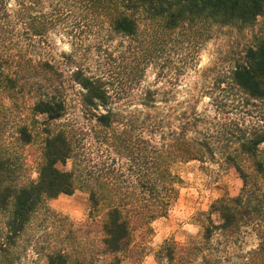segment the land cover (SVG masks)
Masks as SVG:
<instances>
[{"label":"trees","instance_id":"obj_1","mask_svg":"<svg viewBox=\"0 0 264 264\" xmlns=\"http://www.w3.org/2000/svg\"><path fill=\"white\" fill-rule=\"evenodd\" d=\"M68 3L125 38H136L148 24L171 33L202 21L241 29L264 12V0H0V111L21 107L33 120L44 116L48 123L64 115L61 74L46 47L49 30ZM229 63L216 74L213 87L244 101L264 102V39ZM71 79L82 89V113L96 127H45L37 177L23 183L0 147V264L18 258L20 243L50 215L49 200L76 190L88 194V220L80 231L69 230L63 249L45 253L46 264H123L145 254L143 242L153 234L152 223L167 216L182 184L179 170L190 162L225 163L235 168L243 187L238 196L221 198L202 214L207 221L200 240L186 245L166 241L155 254L157 263L216 264L214 235L232 237L253 226L259 245L247 264H264V158L258 150L264 130L221 125L195 107L174 117L163 115L156 104L159 93L150 89L144 92L143 118L126 117L112 108L103 78L76 68ZM16 133L24 145L31 143L26 124L18 125ZM67 162L68 171L56 167ZM213 213L220 216L219 224L211 220ZM92 228L95 239L89 237Z\"/></svg>","mask_w":264,"mask_h":264},{"label":"rangeland","instance_id":"obj_2","mask_svg":"<svg viewBox=\"0 0 264 264\" xmlns=\"http://www.w3.org/2000/svg\"><path fill=\"white\" fill-rule=\"evenodd\" d=\"M68 4L49 30L46 47L49 60L61 74L64 115L48 123L44 116L33 120L21 107L0 111V147L15 162L22 183L37 177L45 127L53 131L63 130V125L96 127L82 113V89L71 79L76 68L103 78L112 108L126 117L143 118L144 92L150 89L158 91L156 104L163 115L172 113L174 117L195 107L199 113L216 116L221 125L264 130V102L244 101L231 91L213 87L216 74L225 72L231 59L239 58L246 46L264 39V12L252 25L241 29L202 21L171 33L148 24L140 27L136 38H125L111 33L102 20L87 17L78 5ZM212 68L214 72H208ZM20 124H26L32 134L28 145L18 139L16 128ZM89 142L94 150L95 143L92 139ZM258 150L264 158V143ZM56 167L68 171L71 164ZM179 173L182 184L178 197L167 216L152 223L153 234L143 242L145 254L130 257L123 264H158L155 254L166 241L178 245L197 242L207 221L202 214H208L215 201L238 196L243 187L235 168L222 162H190L182 165ZM47 205L50 215L30 231L29 240L20 243L13 264H46L45 253L63 249L69 230L80 231L88 220V194L83 190L61 194ZM210 218L215 224L221 222L217 213ZM91 231L89 237L95 239L96 231ZM258 245L254 227L245 226L232 237L214 235L211 250L216 264H247Z\"/></svg>","mask_w":264,"mask_h":264}]
</instances>
